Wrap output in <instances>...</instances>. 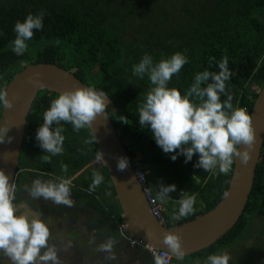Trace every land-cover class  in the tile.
Listing matches in <instances>:
<instances>
[{
    "label": "trees",
    "instance_id": "trees-1",
    "mask_svg": "<svg viewBox=\"0 0 264 264\" xmlns=\"http://www.w3.org/2000/svg\"><path fill=\"white\" fill-rule=\"evenodd\" d=\"M39 10L45 12L42 29L33 31L22 55H15L11 50L14 23ZM0 33L3 34L0 35V89L4 90L12 76L26 64L42 62L57 64L86 86L105 92L114 107L109 117L122 141H127L124 145L132 165L146 172L148 185L156 193L161 185L176 186V191L169 193L171 211L168 212L169 207L163 210L166 225L189 221L223 198L231 173L212 175L193 167L196 154L188 163H184L183 156L172 161L155 144L147 127L140 128L137 107L150 84L147 76L142 79L132 76L131 66L145 53L155 62L162 55L184 52L188 62L169 81L170 87L183 90L191 84L195 73L208 68L209 57L218 61L227 56L232 75L225 82L226 92L231 94L234 107H245L250 113L258 92L246 87L255 84L261 88L264 83V0H0ZM41 42L45 45H40ZM216 70L213 63L209 71ZM56 95L39 91L26 117L20 156L30 151L31 161L25 171L20 170L22 165L18 163L14 182L16 202L21 182L31 184L34 178L60 175L69 179L97 156L88 128L74 132L70 124H62L63 153L51 156L50 162L41 159L48 154L38 147L35 130L42 123L43 111ZM136 152L140 155L138 159ZM61 164L67 165L65 173L60 171ZM94 170L103 176L101 184L89 192L92 171L82 172L74 178V183L83 189L76 195L87 206L102 212V223H111L113 230L109 234L114 236L117 224L122 223L117 206L111 202L114 190L106 168ZM74 188L71 187L72 192ZM182 192L194 196V211L173 222L171 213ZM254 216L262 219L257 231H264V142L239 219L215 243L189 257L205 258L218 247L240 242L249 232Z\"/></svg>",
    "mask_w": 264,
    "mask_h": 264
},
{
    "label": "clouds",
    "instance_id": "clouds-1",
    "mask_svg": "<svg viewBox=\"0 0 264 264\" xmlns=\"http://www.w3.org/2000/svg\"><path fill=\"white\" fill-rule=\"evenodd\" d=\"M44 15L43 10L35 14L29 12L23 20L14 23L15 36L11 41V50L15 55H22L27 50L26 42L32 39L34 30L42 29ZM187 62V55L181 51L162 55L155 62L151 55L145 53L131 66L132 76L141 79L147 76L150 84L142 102L138 104L137 123L140 128L147 127L155 144L172 161L183 156L184 163H188L196 154L193 167L212 175L227 176L233 172L237 158L241 164H246L250 158L255 141L251 115L245 107H234L231 94L226 92L225 82L232 75L227 56L218 61L215 57H209L208 68L195 73L186 89L170 87L171 78ZM213 63L217 70L209 71ZM31 82L34 85L39 83L36 80ZM108 103L105 92L92 86H78L59 92L43 111L42 123L35 130L38 147L48 154L41 159L50 162L51 156L63 153L65 129L62 124H70L74 132L88 128L98 114L105 112ZM0 107H11V101L3 89H0ZM5 132L6 128L0 124V142L4 141ZM97 159H102L99 151ZM126 167L127 158L118 157L117 170L123 171ZM60 171L65 173L67 165L61 164ZM102 181L103 176L98 171H92L88 191L92 192ZM25 191L34 199L50 200L69 208L73 205L70 198L71 180L63 175L33 179ZM175 191V184L161 185L154 198L166 203L170 199L169 193ZM15 192L16 185L0 169V254L6 256L11 264H57V250L48 243L49 221L41 219L38 212L21 210L24 206L14 203ZM176 204L170 217L173 222L193 213L194 196L182 192ZM162 242L168 249L167 254L161 255L153 250V264H169L173 257L177 262L184 260L185 252L177 233L169 231L163 234ZM114 243L109 238L96 250L110 253ZM108 258L115 259V256ZM230 258L226 251H216L208 254L203 264H229Z\"/></svg>",
    "mask_w": 264,
    "mask_h": 264
},
{
    "label": "water",
    "instance_id": "water-1",
    "mask_svg": "<svg viewBox=\"0 0 264 264\" xmlns=\"http://www.w3.org/2000/svg\"><path fill=\"white\" fill-rule=\"evenodd\" d=\"M32 80L39 83L34 85ZM78 86L86 85L72 72L57 64L42 62L26 64L7 83L4 90L11 101V107L4 109L1 107L0 112V124L6 128L4 141L0 142V169L8 175L10 182L14 183L16 179L26 117L37 93L47 90L58 94L65 89ZM250 115L255 141L246 164H241L238 158L235 160L225 192L227 195L224 194L213 208L201 215L189 221L168 226L158 222L152 215L141 185L137 181L135 167L126 152L124 142L116 132L108 111L105 109V112L98 114L90 122L88 130L92 138L94 136L97 153L99 151L102 154V159L98 161L100 167L104 166L107 170L108 179L114 190L111 200L116 202L121 221L127 225L128 235L167 251L166 245L162 242V236L169 231L175 232L179 235L185 256H189L209 247L231 229L242 214L248 200L264 142V83L254 100ZM118 157L127 158V167L123 171H118L116 168ZM101 225L104 226V223ZM116 238L119 244L125 241L118 233ZM79 244L75 245L79 260L100 253L91 252V255L90 252H86V249L82 251Z\"/></svg>",
    "mask_w": 264,
    "mask_h": 264
},
{
    "label": "flooded vegetation",
    "instance_id": "flooded-vegetation-1",
    "mask_svg": "<svg viewBox=\"0 0 264 264\" xmlns=\"http://www.w3.org/2000/svg\"><path fill=\"white\" fill-rule=\"evenodd\" d=\"M21 157L22 160H24L25 156H19V161ZM20 163L21 165L25 164L24 161H21ZM85 166L80 168L69 178L71 180V187H75L74 192L71 191L70 193V198L73 200L72 207L69 208L64 205H57L50 200L51 205L48 206V204L44 203L46 200L42 198H39V201L35 202L23 201V204L32 211L38 212L41 219L46 221L50 218L53 219V223L49 225L50 239L48 243L56 248L58 257L57 262L60 264L70 261L69 256L64 253L68 247L78 245L79 238L81 237V239H86L89 233L95 234L96 236V231L99 229V222H97L95 218L102 215V212L97 208L87 206L83 203L84 201L76 195L79 190L83 189L74 183V177L76 178L82 174L85 170ZM27 169L28 168L26 167L20 168L21 171H25ZM30 185L31 184L28 182V186ZM17 202L14 201V203ZM109 223L107 231L110 229L113 230L112 225ZM84 232L85 235H83ZM87 232L89 233L87 234ZM86 241L89 243L90 239L88 238ZM4 257L6 256L0 254V264H3L1 261Z\"/></svg>",
    "mask_w": 264,
    "mask_h": 264
},
{
    "label": "rangeland",
    "instance_id": "rangeland-1",
    "mask_svg": "<svg viewBox=\"0 0 264 264\" xmlns=\"http://www.w3.org/2000/svg\"><path fill=\"white\" fill-rule=\"evenodd\" d=\"M39 44L44 46L45 42H41ZM34 47L36 48L38 46L35 45ZM246 88H247V90H249L251 92L257 93L259 91L260 87L256 86L255 84H248ZM247 105H248V103H247ZM106 110L108 111V113L114 111V107L110 101H109L108 105L106 106ZM123 142L127 143V141H123ZM139 157H140V155H139ZM30 158H31L30 157V151L27 152V154L24 157V160H22V157L20 158V162L24 161V163H25L22 165V167L23 166L26 167L30 163V161H31ZM84 168H85V170L83 171V173H86L87 171L88 172L94 171V169H99L100 164H99L98 159L96 157L91 159L90 162L88 164H86V166ZM21 186H22V189L20 190L19 194L16 197V200L18 201L17 203L22 204L24 206L21 210L28 211V212H35V211H32L30 208H28L26 205H24L23 201L35 202V201H39V198L34 199V198L30 197L28 195V193L25 191V187L28 186V182H21ZM20 200H22V201H20ZM111 201L114 204L116 203L114 200H111ZM44 203L48 204V206L51 205L50 204L51 202L49 200L44 201ZM162 206H163V209L169 207L168 212H170L172 209V203H170L169 200L166 203H162ZM165 212H166V209H165ZM48 218H49V216H48ZM47 221H49V225H51L53 223L52 218L47 219ZM261 222H262V219L260 218V216H254L250 225H249V232L245 235L244 238H241L240 242L238 241V242L231 243L227 246L218 247L214 252L226 251L229 254V256L231 257L229 260V264H264V231H262V230H261V232L257 231L258 230L257 228H259L258 226L260 225ZM108 223H109L108 221H105L103 227L108 228L109 227ZM87 233H89V232H87ZM88 238H89V235H88ZM82 240H84V239H82ZM93 241H94V238L91 240V242H93ZM64 253H66L67 256H69L70 261L65 262V263H61V264H108L109 263V262H101V261L108 260V257H109L108 256L106 259L101 260V257H100L101 253L98 254V256H99L98 260L94 259L96 256L95 255L93 257H85L83 261H78L74 257V255L76 256V253H77V247L75 245L68 247ZM101 256H107V255H105V253H103ZM197 260H198L197 258L184 256V260L182 261V263L183 264H203L204 259L200 260V261H197ZM1 262H3V264H11V261L7 257H4V259ZM174 263L178 264L179 262L174 261ZM57 264H60V263L57 262Z\"/></svg>",
    "mask_w": 264,
    "mask_h": 264
},
{
    "label": "crops",
    "instance_id": "crops-1",
    "mask_svg": "<svg viewBox=\"0 0 264 264\" xmlns=\"http://www.w3.org/2000/svg\"><path fill=\"white\" fill-rule=\"evenodd\" d=\"M138 155H139V152L138 153L136 152V154H135L136 158L135 159H138ZM197 182H199V181H197ZM152 192L154 195H156V191H154L152 189ZM95 199H97V196H95ZM199 206H200V203H199ZM101 218H102V215L95 218L97 220V222H99V229L96 231V236H95V234L89 233V239L91 238V240H92V238H94L93 242H91V240H90L89 243H87L86 240L88 239V235H87V238L84 240H82L81 237L79 238L78 241L80 243L79 245H80V247H81L80 249L82 251H85V249H86V252L87 253L90 252L91 255H92L91 252H93V253L94 252H100L101 255L103 253H105V255H107V256H101L100 255L101 260L106 259L110 255H114L115 259H109L108 258V260L101 261V262H109L108 264H150V258L146 252H144L138 248H130L125 241H122L119 244V242L116 238V235H114V236L110 235L109 231H107L108 228L107 227L105 228L101 225V223H102ZM83 235H85V232L83 233ZM109 238H111L115 241V243L112 246L111 252L108 253V252H103V251H97L96 250L97 247ZM95 254L93 256H95ZM98 258H99V256L96 255L94 259L98 260ZM173 258H172L171 264H175L173 261ZM75 259H77L78 261H83V260L78 259V255H76ZM197 259H198L197 261H200V260H203L205 258H197ZM178 264H183V263L179 262Z\"/></svg>",
    "mask_w": 264,
    "mask_h": 264
},
{
    "label": "built area",
    "instance_id": "built-area-1",
    "mask_svg": "<svg viewBox=\"0 0 264 264\" xmlns=\"http://www.w3.org/2000/svg\"><path fill=\"white\" fill-rule=\"evenodd\" d=\"M135 175L137 178V181L141 185L143 194L145 196V199L150 207V211L152 215L158 220L163 225H166V218L163 214V206L162 203L159 201L155 200V195L152 192L151 187L148 185L147 178H146V172L141 170L140 168H135ZM117 232L118 235L125 240L127 245L130 248H138L144 252H146L150 258L151 264H153V257H152V251H156L161 255H166V250L163 249H158L153 247L150 244L145 243L144 241L136 238L129 236L127 233V225L122 222L120 224H117ZM130 241H134L135 243L132 244ZM172 259L169 261V264H171Z\"/></svg>",
    "mask_w": 264,
    "mask_h": 264
}]
</instances>
